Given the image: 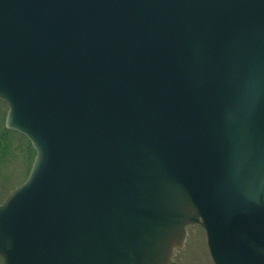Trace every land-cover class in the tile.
<instances>
[{
	"label": "water",
	"instance_id": "95a60500",
	"mask_svg": "<svg viewBox=\"0 0 264 264\" xmlns=\"http://www.w3.org/2000/svg\"><path fill=\"white\" fill-rule=\"evenodd\" d=\"M0 100L3 264H264V0H0Z\"/></svg>",
	"mask_w": 264,
	"mask_h": 264
},
{
	"label": "rangeland",
	"instance_id": "374dc122",
	"mask_svg": "<svg viewBox=\"0 0 264 264\" xmlns=\"http://www.w3.org/2000/svg\"><path fill=\"white\" fill-rule=\"evenodd\" d=\"M5 105V104H4ZM5 112L6 105L0 104ZM9 167V176L4 178L0 171V203L27 176L30 163H26L24 155L17 151ZM0 264L2 259L0 258ZM170 264H213L206 246L205 232L199 225L186 227V237L183 245L173 250Z\"/></svg>",
	"mask_w": 264,
	"mask_h": 264
},
{
	"label": "trees",
	"instance_id": "16d2710c",
	"mask_svg": "<svg viewBox=\"0 0 264 264\" xmlns=\"http://www.w3.org/2000/svg\"><path fill=\"white\" fill-rule=\"evenodd\" d=\"M0 104L5 106L2 101ZM4 115L5 112L0 107V171L4 178H7L10 163L17 151L24 155V159L26 163H30L29 165L32 163L35 152L24 136L5 127Z\"/></svg>",
	"mask_w": 264,
	"mask_h": 264
}]
</instances>
